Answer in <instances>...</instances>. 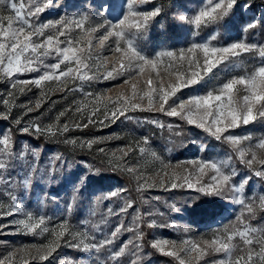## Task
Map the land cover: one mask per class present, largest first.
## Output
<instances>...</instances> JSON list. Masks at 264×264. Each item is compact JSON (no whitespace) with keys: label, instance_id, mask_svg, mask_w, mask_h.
<instances>
[{"label":"snow or ice","instance_id":"1","mask_svg":"<svg viewBox=\"0 0 264 264\" xmlns=\"http://www.w3.org/2000/svg\"><path fill=\"white\" fill-rule=\"evenodd\" d=\"M152 3V0H122L121 13L116 21L103 19L102 23L93 25L90 16L85 13L79 18L60 17L57 20L39 22L40 15L53 0H0V82L7 81L10 89L7 97L2 100L3 110H0V119L11 120L15 100V90L24 93L25 85H34L41 89V98L47 92L81 91L84 83L94 80H115L123 77V84H130L131 94L120 93L115 100L106 97L103 110L93 106L84 119L86 122L59 123L60 117L65 116L66 109L57 117L54 124L42 125L39 122H30L19 129L22 133H34L38 136L52 137L64 136L70 131L87 128L97 123L104 125L106 121L115 122L120 117L127 120L135 119L128 115L130 112H154L167 117L177 118L183 124L197 128L217 142H225L231 146L233 155L224 158L192 159L173 164L166 161L156 151L146 146L149 138L143 137L137 142L139 152L148 154L159 161L161 168L153 175H145L136 166L128 163L126 157L134 149H117L122 155L117 157L116 152L111 153L108 160L114 170H120L133 175L137 181V192H143L157 186L164 190L187 188L203 196L228 197L231 196L237 205L241 206L240 214L234 222L218 229L211 239L181 241L170 239H155L151 248L160 254L172 257L177 264H200L207 256H218V259L205 260L204 264H264V227L253 226L251 220L256 219L257 210H264V194L247 196L245 188L253 178L264 181V137L257 143L252 141L250 135H234L231 130L255 122L257 118H264V63L251 72L243 75L231 76L225 82L208 90L204 94L191 95L182 98L183 89L199 84L214 77L222 65L234 62L237 58L248 53H257L264 60V44L248 43L246 40H237L223 45L215 44L217 35L212 34L208 40L193 42L186 49L175 51H161L154 57L142 54L135 45V38L149 27L150 22L156 20L162 12L160 7L141 11L140 5ZM238 7V0H204V3L191 17L179 15L178 19L192 25L195 31L220 25L227 20ZM244 11L251 9V4L240 5ZM97 15L111 14L115 11L111 0H102L96 5ZM7 12L8 14H5ZM264 23L261 20H252L242 31L248 33ZM103 30V35L95 34ZM114 39V47L110 48L115 61L108 64V57L96 54L95 48H105L106 42ZM97 43L94 45L93 41ZM123 41V45L122 42ZM164 58H167L166 60ZM55 62L49 63V60ZM146 66L150 69L145 74ZM103 68V71L101 69ZM36 73L31 79H20L21 76ZM142 74L145 87L139 82H132ZM79 81V88L68 87L69 83ZM52 85L56 87L53 88ZM46 89V91H45ZM30 90V89H29ZM85 95L94 97L99 102L101 96L91 92ZM146 102V103H145ZM26 113L41 107L38 99L35 105L24 106ZM75 112L81 113L82 108L77 105ZM102 119L97 118V114ZM160 129L167 128L175 136L183 135L181 124H165L160 120H148ZM16 125L22 124L21 118L14 120ZM120 137H108L107 139ZM105 138L65 139V143L91 150L94 145L102 144ZM144 146H140V145ZM201 151H206L202 146ZM97 151L105 153L104 148ZM107 155V154H106ZM39 153L35 149L29 150L24 145L20 151L16 150L12 130L0 133V184L8 189L7 195L12 204L7 208L0 204V217L14 216L23 213L24 218L13 219L10 223L16 227L17 232L41 236L49 234L51 239L46 244L24 245L9 253L7 259H24L27 255L31 260L48 261L62 246L74 248L82 252L100 254L107 251L106 260L99 264H121V258L126 255L134 257L130 264H141V251L144 245V232L142 227H156L154 219L144 220L145 216L153 213L141 214L139 211L132 217L130 225L126 226L121 220L106 236L102 233L101 225L107 223L102 218L100 224H92V229L101 233L100 238L88 230H79L70 225L68 220H62L54 226L46 223L43 215L33 212H23L18 204V197L11 191L17 185L12 180L10 170L14 171L17 163L21 170H25L22 185L25 189L33 184L34 178L39 174L37 161ZM57 160L60 157H56ZM244 165L251 175H241L236 163ZM168 169H172L171 172ZM51 174V173H50ZM73 191L78 192L79 186L73 181ZM127 189L113 190L107 196L97 197L96 203L101 199L121 197ZM158 200L159 197H156ZM147 202V201H145ZM134 207V201L123 199L119 209L108 208L109 216H121ZM175 208V205H171ZM178 210V209H177ZM68 211H72L71 205ZM95 215V212H93ZM162 215V213H161ZM87 221H82V227ZM175 227V225H172ZM8 225H0V235ZM122 231L134 233L133 238L113 248L117 237ZM183 231L187 233L188 228ZM0 243H4L0 241ZM30 249H35L31 252ZM20 255L17 256L16 254ZM0 264H3L0 261ZM24 264H28L25 260ZM65 264H73L68 259Z\"/></svg>","mask_w":264,"mask_h":264},{"label":"rangeland","instance_id":"2","mask_svg":"<svg viewBox=\"0 0 264 264\" xmlns=\"http://www.w3.org/2000/svg\"><path fill=\"white\" fill-rule=\"evenodd\" d=\"M102 0H53V5L49 6V8L43 12L39 17V22L43 23L48 20H57L60 17H67V18H79L81 15L87 13L90 18L93 25L102 23L103 19H108L112 21H116L118 15L121 13L120 5L122 3V0H111L112 2H115L114 8L115 11L111 14L107 15H97V9L96 5L98 3H101ZM204 3V0H177V3L174 7L173 12V19L176 21V23L179 25L180 30L178 32V36L176 39H173L170 43H164L161 46L154 47L152 45L148 44V41L144 39V36L146 33L151 32L153 26L155 25V20L153 22H150L149 27L143 31L142 34H139L135 38V45L138 50L142 52V54L147 55L149 57H154L157 53L161 51H175L178 52L181 49H186L188 46H190L193 42H203L205 40H208L212 34L217 35V40L214 42L218 45H223L226 43H230L237 40H246L248 43H256V44H264V23H261L257 28L254 30H251L248 33H244L242 31L243 27L251 22L252 20H261V17H264V5L257 6V7H251L250 10L244 11L240 5L238 4L237 9L234 11L233 15H231L227 20L222 22L220 25L211 26L208 28H201L198 32L194 30L193 26L188 24L187 22L180 21L178 19L179 15H186L191 17L195 14V12L198 10L199 7H201ZM154 7H160L157 4V0H152V3L140 5L139 10L146 11V10H152ZM51 11V12H49ZM5 14H8L5 12ZM103 35V30H100L95 34L96 37H99ZM114 39L110 38L109 41L106 42L105 48H95L96 54H100L102 57H108V64L110 65L112 62L115 61V56L112 55L110 48L114 47ZM175 41V42H173ZM94 45L97 43L96 40L93 41ZM123 45V41L121 42ZM165 60L167 58H164ZM49 63H53L55 61L49 60ZM262 63H264V60H261V58L258 56L257 53H248L246 55H243L242 57L237 58L234 62H231L227 65H222L220 70H217L214 77H211L210 79H207L206 81H203L199 84L193 85L189 88L183 89L182 93L179 95L182 96V98H186L191 95H197V94H204L208 90L217 87L218 85L225 82L228 78L231 76L236 75H243L245 72H251L256 67L260 66ZM103 71V68L101 69ZM150 69L146 66L145 68V74L148 73ZM142 74L141 76L137 77L136 80L131 81L132 82H139L140 87H145L143 84V80L146 78V75ZM36 73H30L26 74L20 77V79H31L35 77ZM123 77L117 78L115 80H94L90 83H84L83 85V92L77 90V91H69V92H60V91H51L47 92V95L43 98H41L40 93L41 89L37 88L34 85H25L23 86L25 88V91L23 94H21L18 90H15V100H14V106L12 110V119L11 120H5L9 123H14V120L16 118L22 119V124L18 125L20 127H23L25 124L30 122H39L42 125L47 124H54L57 122V117L61 112H64L66 109H72L71 111H67L65 113V116L60 117L59 123L63 124L65 122H68L69 124H72L73 122H86L84 117L87 116L88 113L91 112L93 106H97L101 108V111L103 110V103L107 102L106 97H111L113 100L120 94L125 93L126 95L131 94L130 84L125 85L123 84ZM79 81L75 83H69L68 87H75L79 88ZM53 88H55V85H52ZM30 89V90H29ZM9 91H13L10 89L9 84L7 81L0 82V110H3L2 100L7 97V93ZM46 91V89H45ZM93 93L99 94L101 96V101L97 102L94 97H89L85 95L86 93ZM40 99L41 100V107L39 109H36L32 112L26 113V107L29 105H35L36 101ZM146 103V102H145ZM79 105L82 108L81 113L75 112V107ZM128 115L133 116L135 119L133 120H127L124 117H120L115 122L106 121L104 125H101L99 123L95 125H89L87 128L79 129V130H73L65 134L64 136H57L54 138L60 139L65 143V139L68 138H75L77 141L82 139H93V138H105L104 142L102 144L94 145L91 150L87 148H80L78 146H73L68 144L69 146L79 148L81 150L90 151L94 154L98 155L100 159L104 160L108 165V160L111 157V153L116 152V156L119 157L122 155L121 152H118L117 149L125 148L127 149V146H130L134 150L129 153V156L126 157L129 164L136 166L140 171H142L145 175L151 176L155 172H157L161 165L159 161L154 160L150 155L148 154H141L139 152V147L137 146V142L141 141L143 137H148V126L153 125L151 123H146L145 118L148 120H160L166 125L171 123L173 125L177 124V120L172 119L171 117L164 116L163 114L154 113V112H130ZM98 119H102L103 117L100 116V114H97ZM2 120V119H0ZM17 126V125H16ZM155 126V125H153ZM157 127V126H155ZM9 128H6L5 130H0V133L5 132ZM159 130H165L160 129ZM234 135L244 136V135H250L253 139L250 142L245 143H252L255 145L259 138L264 137V118H257L255 122H250L248 125H241L240 127L231 130ZM48 136V135H44ZM120 137L119 139L113 138V139H107L108 137ZM52 137V136H49ZM170 141H173L172 137L168 138ZM215 141V140H214ZM67 144V143H66ZM215 144L217 146H211L208 145L206 142H200L198 147L194 148L189 154L183 157H174V151L172 152L170 149L167 154H162V152L158 151L157 148L150 142L146 146L150 150L156 151L158 155H161L166 161H171L173 164H176L178 162H185L192 159H220L224 158L228 155H233L231 146L225 142H217L215 141ZM24 145H28L29 150L35 149L39 154L40 150H38L36 147L29 145L27 142H22L20 148L16 149L17 151H20ZM144 146V145H140ZM206 146V151H201V147ZM104 148L105 153L102 154L97 151L98 148ZM59 156V155H57ZM56 156V157H57ZM50 160L47 161V163L39 164L40 159H38L37 164H39V174L35 177L36 179L33 180V184L25 189L22 185V178L25 175V170H21L20 164L17 163L15 168L17 171L10 170V174L12 175L13 182L17 185L15 188H12L11 191L13 194H15L18 197V204L20 208L23 210V212H33L38 215H43L46 218V223L49 224V226H54L58 224L62 220H68L70 222L71 226H74L75 228L83 231L88 230L91 231L93 234L97 235L98 238H100L101 233L96 232L95 229H92V224H100V221L102 218L107 219V223L101 225L102 233L104 236H106L110 231H112L116 225L120 223L121 220L124 221H130L129 224H125L126 226L130 225L132 222V217L134 216L132 213L127 212L126 214H123L121 216H109L108 215V208H112L114 210L119 209V207L123 204V199H129L132 200V194L129 193H123V199L119 197V200H109V204L106 206V210H103L101 214H98L99 212L96 210V199L101 194L99 190H96L95 193L98 194V196L95 194L91 195V203L90 208L86 209V217L82 221H87V224L82 227L81 222L80 223H74L70 221L69 218V211L68 207L64 204V202L59 198H54V193L50 194V197L53 198V202H49L47 199V195L44 194L42 188L44 187L43 176L46 175L47 172V165L53 164V157L50 155ZM82 165H85V169L88 170L91 168L87 163L81 162ZM238 171L241 173V175H251L249 170L244 166L236 163ZM84 167L82 169H84ZM112 167V166H111ZM113 168V167H112ZM96 169H91V172L95 171ZM120 171V170H119ZM169 172L172 171V169H168ZM45 172V173H44ZM123 172V171H122ZM125 173V172H123ZM129 178V183H131V187L133 190V196L137 197V195L141 196V199L143 201H150V211L144 210L139 211L141 214L146 212H151L153 215L148 218H145L144 220H151L154 219L157 221L156 227H151L148 229L150 230V241L152 242L155 239H170V240H177L181 241L184 239H190L193 241H200L201 239H211L213 234L220 228H222L224 225L230 224L234 222L235 217L240 214L241 206L237 205L234 202V199L231 196L228 197H214V196H205L208 198H214L217 200H225L227 203L228 211L234 212V217L230 218L226 223L223 222L218 226L219 228L214 230H209L208 234H201L196 233L193 229V226L188 223V219L186 214L181 213V208L176 204L178 201L177 192L172 193V195L176 198L171 199L165 194V191L169 190H175L177 191L182 190L187 192H193L194 190H190L187 188H178V189H169L164 190L163 187L157 186L155 188H149L146 191L143 192H137V181L134 178L133 175H130L128 173H125ZM87 180V179H86ZM66 181V189L69 187H73V181L74 179H65ZM120 189L119 186L115 185L111 188V190L106 191L105 195L107 196L109 192L113 190ZM8 189L5 185L0 184V204H3L5 208H7L10 204H12V201L10 200V197L7 195ZM261 194H264V181H261L259 179L253 178L249 185L245 188V195L247 196H259ZM171 196V197H173ZM156 197H159L157 200ZM103 198V197H102ZM195 199H198V196H195ZM101 199L100 201H102ZM184 200V199H183ZM189 202H194L193 199L188 200ZM49 204V205H48ZM171 205H175V208L172 207L173 211H175L176 215L173 216L172 214L168 215L167 208H170ZM101 208V207H100ZM99 208V209H100ZM178 209V210H177ZM93 212H95V215H93ZM162 213V215H161ZM132 215V217H131ZM136 215V214H135ZM147 217V216H145ZM24 218L23 213L19 215L14 216H2L0 217V225H8L3 230V234L0 235V241H3L4 243H0V258L3 261H6L10 264H24V261L27 260L28 264H65V261L68 259L73 260V264H90V256L92 252H82L78 251L74 248L62 246L58 249L56 253H54L53 257L50 258L48 261H39V260H31L27 255H24V259H7L9 256V253H12L15 249H19L21 246L24 245H41L46 244L49 239H51V236L49 234H43L41 236H34L32 234H24L23 232H17L16 227L14 225H11V221L13 219H21ZM113 221V222H110ZM224 221V220H221ZM111 223H114L111 225ZM251 223L253 226H261L264 227V210H257L256 219L251 220ZM172 225H175L173 227ZM184 228H188L189 231L185 233L183 231ZM143 231V230H142ZM125 231H122L121 234L117 237L115 244L112 245L113 248H118L121 244H119L118 240L121 238L122 234H125ZM134 233L129 232L127 235V241L131 238H133ZM126 241V242H127ZM125 243V242H124ZM31 252H35V249H30ZM142 252V251H141ZM106 251V255H107ZM17 256L20 254L17 253ZM95 255V253H92V256ZM143 255V252L140 254ZM218 256H207L203 260L200 261V264H204V261H210L212 259H218ZM195 264V261L193 262Z\"/></svg>","mask_w":264,"mask_h":264},{"label":"trees","instance_id":"3","mask_svg":"<svg viewBox=\"0 0 264 264\" xmlns=\"http://www.w3.org/2000/svg\"><path fill=\"white\" fill-rule=\"evenodd\" d=\"M66 1V0H65ZM69 1V0H67ZM177 0H157V4L162 9L161 15L155 20V25L153 26L151 32L146 33L144 39L148 41L149 45L154 47L161 46L164 43H172L173 39H176L178 32L180 30L179 25L173 19L174 7ZM251 4L253 7L264 5V0H238V4ZM113 6L115 2H112ZM51 12V11H49ZM105 15V14H103ZM175 42V41H173ZM177 120L181 124V129L183 135L180 137L175 136L176 129L172 132L165 129L164 131L159 130L158 127L153 125L148 126L147 136L150 142L157 148L162 154H167L169 149L173 152L174 157H183L189 154L194 148L198 147L200 142H206L208 145L217 146L213 138L203 133L201 130L187 126L183 122L179 121L177 118L171 117ZM9 128L12 130V136L15 140L16 149L20 148L22 142H27L29 145L36 147L40 150L39 159L41 162L39 164L47 163L49 161L50 155L53 157V164L47 165L46 175L43 176L44 187L43 193L47 195L49 202H53V198L50 197L51 193H54V198L61 199L64 204L69 207L71 205L72 211L69 212V218L71 222L80 223L86 217V209L90 208L91 195L98 194L95 193L96 190L100 191L99 197H105V193L115 185L119 186L120 189H127V192L132 194V199L134 201V207L129 209L128 212L133 215L136 212L149 210L150 211V201H143L140 195L137 197L133 196V190L131 183H129L128 176L119 170H114L110 165H108L104 160L93 152L81 150L69 146L62 140L49 137V136H38L34 133H22L19 131L20 126H16L5 120H0V130H5ZM172 137L173 141L168 138ZM59 155V160L56 156ZM87 163L91 166L90 169L86 170L85 165L82 163ZM38 164V166H39ZM84 167V169H82ZM96 170L91 172V169ZM14 171H17L15 168ZM45 173V172H44ZM51 173V174H50ZM36 179V178H34ZM65 179H74L79 186V191L74 192L73 187L66 189ZM87 179V180H86ZM177 196L181 192V196L176 199V203L181 208V213L186 214L188 223L193 226L196 233L208 234L209 230H214L219 228L220 224L227 222L230 218L234 217V212L228 211L227 203L225 200H217L214 198L205 197L195 191L187 192L182 190H169L164 193L171 199H174L172 193H176ZM173 196V197H171ZM198 196V199H195ZM119 200V197L103 199L96 204V210L101 214L103 210H106V206L109 204V200ZM184 199V200H183ZM193 199L194 202H189L188 200ZM49 205V204H48ZM101 207V208H100ZM100 208V209H99ZM168 215H176L172 207L167 208ZM156 215V214H155ZM152 215V216H155ZM152 216H147L145 218H150ZM132 217V215H131ZM224 220V221H221ZM131 221V220H130ZM130 221H126L125 224H129ZM113 222V221H110ZM114 223H111L113 225ZM144 232V245H143V255L141 256V264H177V261L172 257H168L160 254L157 250L151 248L150 244V230L146 226V223L142 227ZM121 238L118 240L119 244L127 241V235L129 232L125 231ZM141 252V253H142ZM1 254V253H0ZM90 256V264H99L100 260H106L108 254L106 251H102L100 254H95ZM131 255H126L121 258V264H130L133 259ZM3 264H10L6 261L1 260ZM42 264V263H40ZM45 264V263H43Z\"/></svg>","mask_w":264,"mask_h":264}]
</instances>
